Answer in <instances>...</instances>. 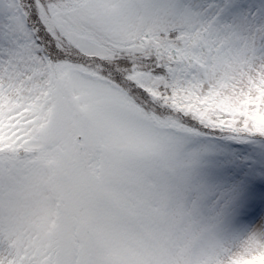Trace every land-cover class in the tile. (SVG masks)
I'll return each mask as SVG.
<instances>
[{
  "label": "snow or ice",
  "instance_id": "6c2138e0",
  "mask_svg": "<svg viewBox=\"0 0 264 264\" xmlns=\"http://www.w3.org/2000/svg\"><path fill=\"white\" fill-rule=\"evenodd\" d=\"M0 264H264V0H0Z\"/></svg>",
  "mask_w": 264,
  "mask_h": 264
}]
</instances>
